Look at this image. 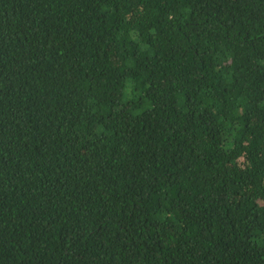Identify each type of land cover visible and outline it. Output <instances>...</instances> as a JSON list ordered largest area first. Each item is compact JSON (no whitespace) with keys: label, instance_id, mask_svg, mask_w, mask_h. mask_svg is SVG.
Instances as JSON below:
<instances>
[{"label":"trees","instance_id":"trees-1","mask_svg":"<svg viewBox=\"0 0 264 264\" xmlns=\"http://www.w3.org/2000/svg\"><path fill=\"white\" fill-rule=\"evenodd\" d=\"M0 264H264V0H0Z\"/></svg>","mask_w":264,"mask_h":264}]
</instances>
